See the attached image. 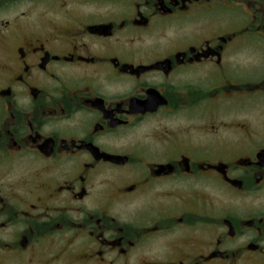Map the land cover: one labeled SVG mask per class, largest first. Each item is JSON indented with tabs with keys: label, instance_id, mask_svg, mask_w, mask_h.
Wrapping results in <instances>:
<instances>
[{
	"label": "flooded vegetation",
	"instance_id": "flooded-vegetation-1",
	"mask_svg": "<svg viewBox=\"0 0 264 264\" xmlns=\"http://www.w3.org/2000/svg\"><path fill=\"white\" fill-rule=\"evenodd\" d=\"M0 264H264V0H0Z\"/></svg>",
	"mask_w": 264,
	"mask_h": 264
}]
</instances>
